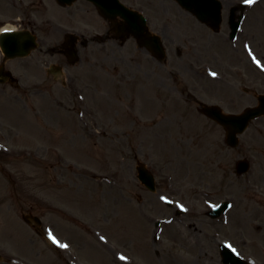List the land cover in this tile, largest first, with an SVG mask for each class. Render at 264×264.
<instances>
[{"label":"rangeland","instance_id":"1","mask_svg":"<svg viewBox=\"0 0 264 264\" xmlns=\"http://www.w3.org/2000/svg\"><path fill=\"white\" fill-rule=\"evenodd\" d=\"M134 3L149 5L163 21L172 19L176 6L174 0ZM65 14L54 0H0V29L9 23L36 27L32 16L40 37L52 46L59 38L47 20L62 22ZM164 41L167 58L150 55L142 66L129 64V42L106 54L99 47L81 52L74 64L45 54L42 43L31 56L8 62L28 69L29 78L27 89L5 85L0 92V248L5 255L0 264H66L67 252L22 219L28 213L42 218L45 232L69 241L79 264H221L212 231L199 226L207 217L188 210L178 214L161 194L198 211L207 200L238 196L253 216L242 218L246 250L264 263V211L257 210L264 209V188L248 192L240 184L244 177L231 172L240 151L214 150L219 135L192 102L191 65L179 58V49H188L170 37ZM221 50L233 66L250 68L228 47ZM52 63L67 66L66 84L48 74ZM160 121L162 129H154ZM262 141L254 139L253 149L264 151ZM141 160L156 174L155 193L137 177ZM175 218L194 223L197 218V226L185 228ZM233 224L236 234L237 229L243 233L240 219ZM159 232L162 242L155 238Z\"/></svg>","mask_w":264,"mask_h":264},{"label":"flooded vegetation","instance_id":"2","mask_svg":"<svg viewBox=\"0 0 264 264\" xmlns=\"http://www.w3.org/2000/svg\"><path fill=\"white\" fill-rule=\"evenodd\" d=\"M225 1L226 4L222 7L223 18H221L223 29L219 28L217 35L216 31L212 30L208 24L199 20L197 16L189 15L186 11L179 8L177 9V20L174 24L173 34H170L169 37L190 39L195 45L193 52H200V54L207 53L215 37L232 45L233 32L231 25L232 22L237 21L242 15L240 27L234 37L237 46H233L231 51L242 56V64L245 63L250 68H241L238 65L233 66L230 62L229 67L225 69V74H223V83L217 79L209 81L206 78L208 81L206 88L200 84L205 80L204 77L197 76L196 80L194 79L196 89H199L201 86L202 90L204 92L206 90L214 103L219 104L228 112L235 113L240 112L246 107L256 105L259 96L264 94V0H255V3L252 4H246L244 0H239V4H235V0ZM67 9V15L65 16L69 19V25L74 27L73 29L76 27L81 28V26H78L81 21L76 20V18L81 20L88 18L94 24V19L89 14L97 11V7L92 1L77 0L67 7ZM207 16H209V13H207ZM85 23L89 24L86 21ZM85 28L88 30V27ZM64 31L66 32V30ZM104 33L103 39L105 41H112L118 35L110 27L104 29ZM64 36L65 33L62 37L65 38ZM70 45L71 40L62 43L59 48V54L63 55V52L65 54L68 53ZM82 45L88 46L89 42L82 40ZM256 59L261 61L263 67L256 65ZM25 74L26 72H20V79H23ZM236 108H239V110H236ZM258 121L264 126V117L258 119ZM210 122L214 132L216 130L222 138H225L224 130L217 126L215 121L210 119ZM218 146L219 151L223 154L230 151V148L223 143H220ZM261 182H264V180Z\"/></svg>","mask_w":264,"mask_h":264},{"label":"water","instance_id":"3","mask_svg":"<svg viewBox=\"0 0 264 264\" xmlns=\"http://www.w3.org/2000/svg\"><path fill=\"white\" fill-rule=\"evenodd\" d=\"M104 14H106L109 18H115L118 15L123 17L126 22H124L123 25L124 31L132 30V32H134L133 34L138 37L143 35L145 31V28L142 24V18L132 11L124 8H119L117 11H113V13L104 11ZM130 16H133L131 20H133L134 22L129 20ZM33 38L34 37H32L31 35L29 36V34L25 32L6 33L0 38V42L4 49L3 51H5L7 54L11 56H15L17 54L25 55L29 52L30 48H33L36 45ZM24 219L30 221V219L27 217H25ZM34 220L39 223L38 218L34 217Z\"/></svg>","mask_w":264,"mask_h":264},{"label":"snow or ice","instance_id":"4","mask_svg":"<svg viewBox=\"0 0 264 264\" xmlns=\"http://www.w3.org/2000/svg\"><path fill=\"white\" fill-rule=\"evenodd\" d=\"M244 3L252 4V3H255V0H244ZM5 31H7V30H5ZM213 75H215V74L213 73ZM49 237L53 240L54 243H58V241H56L55 238L51 236V233H49ZM60 247H65L66 248L67 245L66 244H61ZM228 247H231V246L229 245ZM233 251H235V249H233ZM122 259H123V257H122Z\"/></svg>","mask_w":264,"mask_h":264},{"label":"bare ground","instance_id":"5","mask_svg":"<svg viewBox=\"0 0 264 264\" xmlns=\"http://www.w3.org/2000/svg\"><path fill=\"white\" fill-rule=\"evenodd\" d=\"M3 29H16V25H14V24H7V25H5L3 27ZM208 261L210 262L212 260L211 259L210 260L208 259Z\"/></svg>","mask_w":264,"mask_h":264}]
</instances>
